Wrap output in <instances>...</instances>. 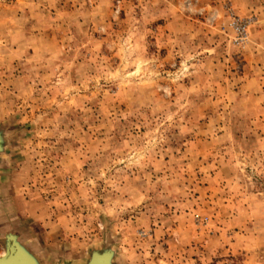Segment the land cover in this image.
Masks as SVG:
<instances>
[{
	"label": "rangeland",
	"instance_id": "obj_1",
	"mask_svg": "<svg viewBox=\"0 0 264 264\" xmlns=\"http://www.w3.org/2000/svg\"><path fill=\"white\" fill-rule=\"evenodd\" d=\"M172 2L193 8L185 11L191 17L187 26L201 56L211 58L206 63L207 77L202 85L190 82L188 65L179 57L173 65H165L176 79L184 80V91L177 95L161 83L160 95L171 92L168 110L155 109L159 120L136 125L125 134L119 126L135 120L122 89L132 80L151 75L147 61L129 59L138 48L132 44L134 37L129 35L127 52L121 50L112 64L111 53L99 46L100 33L92 34L96 51L111 65L103 70L105 77L121 76L123 80L112 91L105 88L99 97L89 83L91 76L78 78L73 73L66 79L67 73L61 76L53 67L64 52L65 30L75 34L78 25L70 24L80 5L90 8L91 0H0V131L5 147L0 166L6 173L15 170L13 178L19 174L41 206L39 213L22 210L12 214L0 202V255L3 237L14 232L37 250L42 264H84L92 251L110 247L115 264H140L143 245L150 249L146 256L159 255L163 262L173 237L160 218L145 217L144 191L151 188L149 195H155L172 186L179 191L173 177L188 189L194 213L208 210L197 207L201 200L213 202L229 232L240 229L232 227L231 217L219 216L221 208L239 215L249 204L264 207V117L250 120L254 110L248 107L250 100L237 97L235 89L226 91L230 78H243L261 55L258 45H254L257 51L251 50L248 38L260 37L264 3ZM119 16L126 19L127 13L121 9ZM166 26L163 18L149 25L152 31ZM160 54L167 57L169 52L160 49ZM74 55L79 59V52ZM192 59L187 56L188 61ZM66 67L71 70L73 65ZM96 83L103 81L97 77ZM237 101L239 110L234 117L225 120L219 115ZM162 207L171 208L163 219L185 214L169 203ZM203 220L202 214L193 220L198 231ZM183 223L177 221L172 231ZM205 226L215 227L213 223ZM251 243L259 248L255 240ZM236 260L235 254L218 256L212 264H234ZM258 261V256L252 258V264Z\"/></svg>",
	"mask_w": 264,
	"mask_h": 264
},
{
	"label": "clouds",
	"instance_id": "obj_2",
	"mask_svg": "<svg viewBox=\"0 0 264 264\" xmlns=\"http://www.w3.org/2000/svg\"><path fill=\"white\" fill-rule=\"evenodd\" d=\"M121 9L127 13L126 19L120 18L119 11ZM185 11L191 12L193 8L185 9L183 4L176 6L172 0H140L139 3L130 2V0H91L90 8H85L84 4H81L77 10V18L70 24V27L78 25V28L74 35L65 30L63 34V39L66 41L64 52L53 67L61 76H65L67 73L66 79L73 73L78 78H83L85 75L91 76L92 79L89 83L97 89L96 95L102 97L105 88L112 91V88L119 87L123 80L121 76H117L114 80L105 77L103 70L110 69L111 65L104 59L103 53L96 51L97 41L93 39L92 34L100 33L99 46L111 53L109 59L120 56L121 50L127 52L128 37L132 35L134 37L132 44L138 48L135 55L129 59L140 57L147 61V71L151 75L125 84L122 91L125 99L132 105L131 115L135 123L128 120L119 127L124 129L126 134L133 131L136 125L143 126L144 123H152L161 118L155 109L160 108L167 111L171 105V92L168 95H160V84H167L177 95L182 94L185 87L184 80L176 79L174 73L165 69V65H173L176 58L179 57L188 65L187 78L190 82L202 85L207 77L206 63L211 58L201 56L199 46L194 43V33L187 26V21L191 17H186ZM261 11L264 12V8ZM158 18L165 19L167 26L152 31L149 25ZM248 39V46L251 50L257 51V47L254 45H258L261 55L256 66L248 71L243 78H230L226 85V91L235 89L237 97L250 100L248 107L250 110H254L250 111L249 119L254 120L258 115L264 117V21L261 22L259 39L253 40L251 35ZM202 43L203 41L200 42V44ZM150 48L155 51L150 52ZM160 49L167 50L169 55L162 57ZM77 52L80 53L79 59L74 55ZM44 55L49 54L44 53ZM188 55L193 56L191 61L187 60ZM113 62L115 59H112V64ZM68 64L73 65L71 70L66 67ZM60 69H63V72H60ZM112 70L115 75V69ZM97 77L103 81L102 84L96 83ZM194 99L197 98L194 97ZM238 110L239 101L228 104L219 115L228 120L234 117ZM108 155L111 157L110 152ZM113 159H119V157H113ZM14 172L15 170H10L6 173L0 166V202L5 204L6 210L12 214L22 210L39 213L41 206H37L35 203L38 198L37 194L32 192L30 186L19 178V174H16L14 179ZM23 172L24 170L21 169V173ZM173 180H176V183L180 185L179 191H175V186L169 190L157 192L155 195H149V192L152 191L151 188L144 191L146 197L145 217L160 218L163 225L169 226L167 234L173 237L171 251L162 262L159 255L146 256L150 250L147 245L140 246L142 247L138 257L140 264H212L216 257L231 254L237 256L234 264H252V258L257 256L259 257L258 264H264V207L258 208L254 204H249L240 210L239 215L225 213L221 208L219 216L224 220H229L231 217L229 222L232 227L240 229L238 233L229 232L223 226V221L217 217L218 209L213 202L205 203L201 200L197 207L208 210L194 213L192 211L194 202L187 199L188 189L180 184L177 177H173ZM50 191H54V189H50ZM163 203H169L177 212L185 214L182 217L173 214L169 219H163L165 211H171V208L165 210L162 207ZM132 210L135 211V207ZM200 214L205 217V220L201 222L198 231L193 220L196 215ZM181 219L184 223L173 232L172 225H176L177 221ZM207 223H213L215 227L208 228L205 226ZM159 231L160 225L158 224L157 232ZM253 240L259 243V248L251 243ZM156 251L159 252V245H157ZM193 256L196 257L195 260L192 258ZM223 264H232V262L225 261Z\"/></svg>",
	"mask_w": 264,
	"mask_h": 264
},
{
	"label": "water",
	"instance_id": "obj_3",
	"mask_svg": "<svg viewBox=\"0 0 264 264\" xmlns=\"http://www.w3.org/2000/svg\"><path fill=\"white\" fill-rule=\"evenodd\" d=\"M3 133L0 131V154L5 151ZM1 164V160H0ZM3 255L0 264H42L40 255L29 245L20 234L8 232L3 237ZM115 252L105 248L102 251H92L84 264H115Z\"/></svg>",
	"mask_w": 264,
	"mask_h": 264
},
{
	"label": "bare ground",
	"instance_id": "obj_4",
	"mask_svg": "<svg viewBox=\"0 0 264 264\" xmlns=\"http://www.w3.org/2000/svg\"><path fill=\"white\" fill-rule=\"evenodd\" d=\"M4 253H2L1 255H3Z\"/></svg>",
	"mask_w": 264,
	"mask_h": 264
}]
</instances>
